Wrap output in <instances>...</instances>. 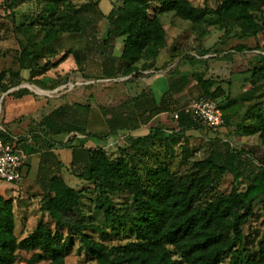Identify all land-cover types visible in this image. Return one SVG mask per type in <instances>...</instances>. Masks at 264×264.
Returning <instances> with one entry per match:
<instances>
[{
	"label": "trees",
	"instance_id": "1",
	"mask_svg": "<svg viewBox=\"0 0 264 264\" xmlns=\"http://www.w3.org/2000/svg\"><path fill=\"white\" fill-rule=\"evenodd\" d=\"M18 1L12 0L13 3ZM263 4L264 0H220L217 6L212 7L197 6L191 0H158L152 10L151 0H122L106 15L109 28L100 41V52L106 56L115 39L123 38L120 53L125 64L123 73L134 81L143 75V70L154 65L146 60L147 57L156 58L168 44L161 14L174 12L189 21L199 40L208 26L214 23L220 24L224 34L229 35L230 29L236 26L240 30L239 36L256 37L264 33V22L258 21L253 12L261 11ZM84 6L94 7V4L86 3ZM42 15L41 45L53 43L64 33L86 30L81 8L72 0H47ZM100 16L105 15L100 12ZM212 47L206 51L217 53ZM248 49L246 43H239L236 47L241 52ZM69 55H73L81 66L82 59L75 48L65 52L55 65L64 62ZM27 56H31V62ZM34 56H37L36 52L22 51L18 57L20 69L10 71V84H3L5 73H0L3 92L24 82L45 87V82L38 76L45 74L46 69L35 72ZM185 58L196 59V56L186 53L182 56ZM23 70L28 71V78L24 77ZM249 70L251 89L237 97L227 93L225 103L220 98L227 91L221 85L215 86L218 80L205 77V73L193 72L172 78L170 89L154 106L152 113L179 111L176 130L202 129L201 122L192 115L182 108L171 107L173 95L189 85L191 80H196L202 95L220 101L225 124H228L231 118L228 112L232 111L228 109L233 108L237 99H250L263 90L264 59ZM18 92V96L32 93L26 87L18 89ZM129 101H124L121 107L128 109ZM256 109L259 121L246 127V131L259 133L264 144V110L260 102L251 105L250 111ZM102 110L105 116L111 114L106 117L108 132L101 136L103 139L116 134L120 127L137 121L132 114L125 115L124 111H115L114 107L111 112L107 111L109 107L103 106ZM92 111L90 103L62 104L48 113L41 125L49 135L67 134L83 141L90 134L100 136L89 130ZM141 116L143 121L146 120ZM163 129L156 127L147 136L119 147L117 156H111L102 146L70 143L67 146L72 150V158L68 164L58 158L55 146L49 144L41 154L38 176L45 191L44 210L50 221H39L27 236L19 239L14 199L0 194V264H14L19 249L33 251L28 264L42 259L48 260V264H64L75 238L80 250H85L94 264H179L175 255L186 264H264V234L255 251H247L244 259L239 255L247 238L244 224L252 217L256 201H260L264 216V164L245 159L244 148L235 149L227 143L221 145L219 137H208L212 148L201 158L192 159L187 141L178 144L182 148V162L190 166L185 172H177L171 162L179 135L173 133L163 137ZM1 134L10 139L6 132ZM30 144L31 141H26L24 146L32 155L37 151ZM62 169L71 170L93 186L95 198L91 189L69 184L60 173ZM224 173L245 182L244 189L216 193ZM124 193L130 194L132 207L120 210L113 196ZM85 197H90L88 205L84 202ZM99 213L102 214L100 221L95 216ZM107 233L129 238L124 242L109 243L102 238Z\"/></svg>",
	"mask_w": 264,
	"mask_h": 264
},
{
	"label": "rangeland",
	"instance_id": "2",
	"mask_svg": "<svg viewBox=\"0 0 264 264\" xmlns=\"http://www.w3.org/2000/svg\"><path fill=\"white\" fill-rule=\"evenodd\" d=\"M72 1L81 8L86 30L75 34L64 33L53 43L41 45L43 37L41 24L44 20L42 12L47 0H20L15 3L12 0H0V73H5L3 84H10V71L20 69L21 63L18 57L22 51L37 53L32 60L35 72L38 69H46V73L41 76L46 84L45 87L24 82L4 92L0 89V125L11 134L31 139L30 147L37 151L30 155L29 166L23 181L10 183L6 186L7 189L0 187V194L14 199L16 234L19 239L27 236L39 221H50L48 213L44 210L45 191L38 176L42 152L49 144H53L58 158L68 164L72 158V150L67 145L84 142L88 146L106 148L111 156L119 155L118 148L129 145L132 139L126 134L127 131L106 139L101 138L108 132V123L106 118L98 116V112H103V106L109 107L107 111L111 112L110 109L113 106L129 101L137 89L145 87L144 82H132L133 78L129 79V76L123 73L125 64L120 58L123 38L115 39L111 51L106 56L100 52V41L109 28L106 15L115 5L121 4L122 0ZM191 1L197 6L210 5L212 7L220 2V0ZM86 3H93L94 7L85 8ZM157 4L158 0H151V9H155ZM100 12L105 16H100ZM253 15L258 21L264 22V4L261 11H254ZM160 17L167 30L170 50L164 51V54L157 59L158 64L164 66L171 59L170 55L174 54L176 47H179L182 53L184 50H194L196 47L209 48L217 43L212 48L218 53L214 58L220 66L213 75L219 78L218 82L220 78L226 82V95L220 98L222 103H225L227 93L237 97L241 95V92L239 93L241 89L245 88V91L251 89L252 85L248 80L251 74L249 69L264 59V33H259L256 37H241L239 28L234 26L228 35L224 34V29L219 23H214L208 26L201 40L197 38L196 33L189 41L187 40L188 35L193 31L189 21L176 16L174 12L161 14ZM239 43H246L249 49L243 52L237 51L236 47ZM70 48L79 51L82 59L81 66L76 63L73 55H69L64 62L56 66L55 63ZM27 60L31 62V56H27ZM146 60L153 61L151 55ZM27 72V70L23 71L25 78L29 77ZM24 87L30 89L32 93L18 96L20 92L18 89ZM201 95L202 93L192 91L191 99ZM76 101L91 104L93 111L89 115V130L100 136L90 134L81 141L79 137L72 135L47 134L41 125L42 119L54 108ZM258 102L264 110V87L250 99H237L232 105L233 108L228 109V111L232 110L230 125L225 124L217 129H209L202 125L204 129H191L183 133L179 129L176 130L177 119L173 118V113H169L164 118L166 127L162 131L163 137L166 134L177 133L178 142L181 145L185 141L188 142V148L190 152L192 151V159L209 154L212 146L208 137H219L222 141L221 145L227 143L235 149L244 148L246 152L243 157L245 159L249 158L256 163L264 164V144L259 134L246 131V127L259 121L258 110L250 111L251 105ZM181 150V146L177 145L171 162L174 170L180 173L185 172L190 166L189 163L182 162ZM60 173L72 186L91 189L94 195L91 196L95 198L92 191L93 186H90L88 182L78 178L69 169H62ZM244 183L242 180L235 179L232 174L224 173L215 192L241 191L245 187ZM113 198L120 210L132 207V198L128 193L116 194ZM84 202L88 205L90 197H85ZM95 216L99 221L102 219L101 213ZM244 231L247 238L239 252L242 259L245 258L247 251L256 250L258 240L264 234V216L260 201H256L254 213L244 224ZM102 238L109 243H118L126 241L129 237L107 233ZM74 241L76 242L70 247L64 264H94L88 253L83 249L80 250L78 239L75 238ZM32 254L33 251L19 249L14 264H28ZM175 257L179 259V264H186L177 255ZM34 264H48V260H38Z\"/></svg>",
	"mask_w": 264,
	"mask_h": 264
},
{
	"label": "crops",
	"instance_id": "3",
	"mask_svg": "<svg viewBox=\"0 0 264 264\" xmlns=\"http://www.w3.org/2000/svg\"><path fill=\"white\" fill-rule=\"evenodd\" d=\"M194 34H196V32L191 31L188 35L187 40L194 37ZM203 48L196 47L194 50L189 48L191 50H184L181 53L179 47H176L174 54L170 55L171 59L166 62L165 64L166 66L164 65L165 66L164 67L163 65L157 63V59L164 54V51L170 50L169 41H168L167 46L161 49L158 56L153 59L152 63L154 65L149 69L143 70V75L140 78L134 80L137 83L141 81L144 82L145 87L142 89L136 88L137 91L129 99L130 100L129 108L123 109L121 107L124 101L120 102L118 106H113L115 108V111H124L125 115L132 114V116H135L137 118V121H134L128 126L120 127L116 134H120L122 131H127L126 134L133 141V139L147 136L156 127H162V128L166 127L165 126L166 121L164 120V118L168 116L170 111L162 110L158 113L153 114L152 109L156 104H159L162 101L164 95L170 89V82L172 78H178L182 75H186V74L188 75L193 72L194 73L201 72V73H205V77L208 78L212 77L218 80L219 78L216 77V75H213V73L216 72V70L220 66L218 62L217 63L215 62L216 58H214L215 56H217V53L206 51L208 47L207 48L205 47L204 49ZM202 52H204L205 54L201 55ZM186 53L195 55L196 59H191V58L182 59V56ZM212 67L214 68L212 69ZM41 76L38 77L42 78ZM220 81L217 82L215 86L221 85L225 90H227L225 87L226 82H223L222 78H220ZM245 90L246 89L243 88L241 89V91H239V93L241 92L240 94H242V92ZM192 91H197L198 93H202L196 80H191L189 85L185 86L181 90H178L173 95L171 107L183 108L185 105L191 102L193 99V98L191 99ZM229 113L230 115L232 114V112H228V114ZM99 115L101 116V118L110 117L108 115L105 116L102 112L101 113L98 112V116ZM141 115H143L146 120L143 121ZM229 123L227 125H230ZM184 132L186 131H183V133ZM114 135L115 134H113L112 136ZM178 144L180 143L177 142V145Z\"/></svg>",
	"mask_w": 264,
	"mask_h": 264
},
{
	"label": "built area",
	"instance_id": "4",
	"mask_svg": "<svg viewBox=\"0 0 264 264\" xmlns=\"http://www.w3.org/2000/svg\"><path fill=\"white\" fill-rule=\"evenodd\" d=\"M181 110L209 129H217L226 123L220 101L205 95L193 99ZM173 115L178 118L179 111H175ZM1 132H6L10 139L2 136ZM26 141L30 142L31 139L11 134L0 125V187L7 189L6 186L10 183L23 181L30 159L24 146Z\"/></svg>",
	"mask_w": 264,
	"mask_h": 264
}]
</instances>
